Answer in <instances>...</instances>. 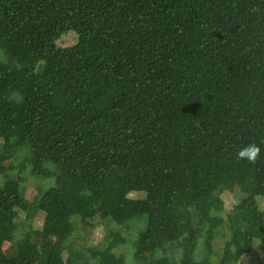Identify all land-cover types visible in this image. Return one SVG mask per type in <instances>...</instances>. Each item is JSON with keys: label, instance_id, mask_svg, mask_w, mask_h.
I'll list each match as a JSON object with an SVG mask.
<instances>
[{"label": "trees", "instance_id": "trees-1", "mask_svg": "<svg viewBox=\"0 0 264 264\" xmlns=\"http://www.w3.org/2000/svg\"><path fill=\"white\" fill-rule=\"evenodd\" d=\"M0 140V264L238 263L262 214L264 0H0ZM27 162L54 177L32 199L5 176ZM114 187L140 206L118 212ZM39 211L58 231L45 249ZM134 217L132 262L109 225ZM96 219L110 229L87 259L73 234Z\"/></svg>", "mask_w": 264, "mask_h": 264}, {"label": "rangeland", "instance_id": "rangeland-1", "mask_svg": "<svg viewBox=\"0 0 264 264\" xmlns=\"http://www.w3.org/2000/svg\"><path fill=\"white\" fill-rule=\"evenodd\" d=\"M76 34L74 32H69L63 34L60 39L57 41V44L61 47L69 46L71 44H74L76 42ZM42 67V66H41ZM2 140H0V143ZM18 158H16L17 161L21 160H27V153L24 150H20L17 152ZM12 160V158H10ZM9 158L4 159V164L8 165ZM32 166L29 162H27L26 168L19 169L18 167H13L12 170H9L7 173V177H15L17 174H23L25 176V179L23 180V184L26 187V197L28 199H32L34 195L38 193L39 190H44L48 188L50 185L54 182V177L47 175L45 172V169L42 167H38L35 169L34 172H32ZM110 192L113 194L114 197V204L116 206V209L120 213H130L134 210H136L140 206V194L138 193H131L128 197L123 198L117 194L116 188H111ZM223 201L225 204L226 213L227 211H230L234 208L235 205L239 204V202L243 199L244 194L242 191L237 187L234 191H227L222 194ZM258 203L259 207L262 211V214L258 215L255 219V225L257 228L256 231V238L254 239V244L251 249V253L247 254L242 257V259L236 263V264H256L253 262V258L255 256L261 257L264 255V193L262 192L261 195L258 196ZM224 213V214H226ZM25 216L21 214L18 218L14 220V225H18L19 223L24 226V228H28L25 221ZM96 225L91 228L90 232L91 234L84 235L85 233L82 232L83 230L81 227H79L78 232L74 233L75 239H77V243L81 245V250L83 255L90 259V254L87 250V245L91 247V245L96 246L100 242H102L104 238L105 232H107L110 227L112 229L120 230L122 231V234L124 237L128 240V244H121L118 253L122 254L127 261L133 262V238L137 234V229H139L141 225V220L137 219V217H134V219L130 220L128 222L127 226H122V224L119 223H112L108 227L106 222L99 223V220L96 219L94 221ZM99 223V224H98ZM32 224L34 226L35 230V238L38 243L45 249L46 247L50 246L51 244H54L57 240V228L54 223H48L45 221L44 213L39 211L33 221ZM48 226V227H47ZM53 227V228H52ZM52 228V229H50ZM59 228V227H58ZM88 232V231H87ZM87 236V237H86ZM79 245V246H80ZM188 243L186 244L184 241L181 242V247L183 249H187ZM213 246L217 250H221L223 247V240L222 239H215L213 242ZM5 250L8 251V253L13 252V246L10 242H6L4 244ZM255 255V256H254ZM66 261H68L67 254L64 255ZM218 264V263H217Z\"/></svg>", "mask_w": 264, "mask_h": 264}, {"label": "clouds", "instance_id": "clouds-1", "mask_svg": "<svg viewBox=\"0 0 264 264\" xmlns=\"http://www.w3.org/2000/svg\"><path fill=\"white\" fill-rule=\"evenodd\" d=\"M258 151H259V149L257 147L252 146L251 151L249 153H247V158L249 160H254L256 155H257V153H258Z\"/></svg>", "mask_w": 264, "mask_h": 264}]
</instances>
